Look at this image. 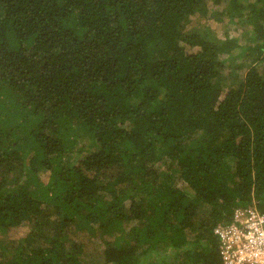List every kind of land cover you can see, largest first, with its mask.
<instances>
[{
	"label": "trees",
	"instance_id": "16d2710c",
	"mask_svg": "<svg viewBox=\"0 0 264 264\" xmlns=\"http://www.w3.org/2000/svg\"><path fill=\"white\" fill-rule=\"evenodd\" d=\"M194 17H246L250 43ZM248 208L264 0H0V264H223Z\"/></svg>",
	"mask_w": 264,
	"mask_h": 264
},
{
	"label": "built area",
	"instance_id": "2783aa9c",
	"mask_svg": "<svg viewBox=\"0 0 264 264\" xmlns=\"http://www.w3.org/2000/svg\"><path fill=\"white\" fill-rule=\"evenodd\" d=\"M215 232L223 242V264H264V216L256 210L237 211L233 224Z\"/></svg>",
	"mask_w": 264,
	"mask_h": 264
},
{
	"label": "rangeland",
	"instance_id": "374dc122",
	"mask_svg": "<svg viewBox=\"0 0 264 264\" xmlns=\"http://www.w3.org/2000/svg\"><path fill=\"white\" fill-rule=\"evenodd\" d=\"M199 18V17H198ZM196 17L193 18L194 22L197 21H202L205 22L206 24L210 25V27L212 29H217L219 30L220 36L223 32V30L225 31H229L230 36L234 37L237 36L239 39V42H241L242 44H247L250 43V41H248V35H249V31H251V29L253 28V24L249 23L246 24L245 18H242L243 20H238V19H229L227 18L226 22H215V19L212 18H202V19H198ZM238 20V21H237ZM220 24V25H219ZM221 28H223V30H221ZM237 63H240V67H238V69H236L234 71L233 67L230 68V71H232V80L234 79H239L240 77H237V75H242L245 74L248 70V65L251 62V56L250 57H244L241 56V58L237 59L236 61ZM242 73V74H241ZM25 231V228L23 227H16V228H12L10 229V232L7 233L6 237L8 240H15L18 239L22 233ZM87 235L84 233H79V235L77 236L78 239H87ZM84 246L86 245L85 243H83ZM89 253V256L91 255L92 248H87L86 253ZM88 256V255H87Z\"/></svg>",
	"mask_w": 264,
	"mask_h": 264
}]
</instances>
